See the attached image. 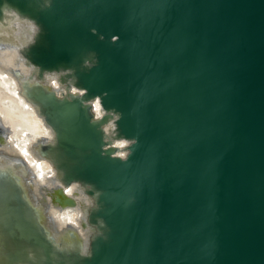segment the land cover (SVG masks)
<instances>
[{"label":"water","instance_id":"water-1","mask_svg":"<svg viewBox=\"0 0 264 264\" xmlns=\"http://www.w3.org/2000/svg\"><path fill=\"white\" fill-rule=\"evenodd\" d=\"M12 11L37 29L14 71L53 133L35 149L91 200L90 234L57 243L13 158L0 264H264V0H0V25Z\"/></svg>","mask_w":264,"mask_h":264},{"label":"bare ground","instance_id":"bare-ground-1","mask_svg":"<svg viewBox=\"0 0 264 264\" xmlns=\"http://www.w3.org/2000/svg\"><path fill=\"white\" fill-rule=\"evenodd\" d=\"M30 25L20 20L17 23L11 17L7 18L5 25H0V168L12 167L13 158L24 159L26 168H16L13 173L37 210L34 213L57 243L71 230L76 231L85 243L90 229H83L81 223L91 200L79 185L70 186L74 188L71 196L64 193L67 188L60 183L52 163L38 155L35 146L41 142L50 143L53 133L36 107L21 93L20 79L14 74L19 71L26 77L29 73L19 50L31 40L33 28ZM43 84L59 95L66 93V88L54 76H47ZM66 204L75 207H66ZM64 243L70 246L73 241L65 240Z\"/></svg>","mask_w":264,"mask_h":264},{"label":"clouds","instance_id":"clouds-1","mask_svg":"<svg viewBox=\"0 0 264 264\" xmlns=\"http://www.w3.org/2000/svg\"><path fill=\"white\" fill-rule=\"evenodd\" d=\"M9 15L11 17H14L16 18V22L19 23V14L18 12L16 11H12L9 13ZM32 28H33V31H37L36 27L34 25H30ZM114 41L118 38L114 37L113 38ZM77 89L73 88L72 89V92L73 94H76L77 93ZM80 95H84L85 93L83 91H80L79 92ZM93 108H94V111L96 113V119L99 120L103 117L104 115V111L102 110V107H101V100L100 98L98 97L95 101H94V104H93ZM113 121L110 122L103 130L104 132L111 136L112 135V132L115 130L116 128V122L120 120V116L119 115H114L113 116ZM137 142L135 140H127V139H123V140H119V141H116L115 143H112L110 145V147L112 148H115V149H120L122 151L120 152H117L115 155L117 157H119L120 159H124L126 160L128 158L129 155H131V152H128V151H123L125 149H130L132 146H134ZM67 195L71 196L73 194V191H74V188L73 187H68L67 189H65ZM71 222V221H70ZM82 235H84L82 233Z\"/></svg>","mask_w":264,"mask_h":264},{"label":"snow or ice","instance_id":"snow-or-ice-1","mask_svg":"<svg viewBox=\"0 0 264 264\" xmlns=\"http://www.w3.org/2000/svg\"><path fill=\"white\" fill-rule=\"evenodd\" d=\"M25 154H27V153H25Z\"/></svg>","mask_w":264,"mask_h":264}]
</instances>
